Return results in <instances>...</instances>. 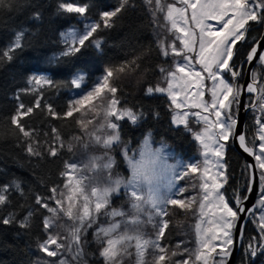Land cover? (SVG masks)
<instances>
[{"label": "snow or ice", "instance_id": "obj_1", "mask_svg": "<svg viewBox=\"0 0 264 264\" xmlns=\"http://www.w3.org/2000/svg\"><path fill=\"white\" fill-rule=\"evenodd\" d=\"M145 3L154 18L163 14V27L174 35L171 42L162 39L158 43L161 55L173 58L169 68L159 69L166 86H148L145 94H166L174 112L171 123L184 126L192 133L201 149L202 160L184 164V171L178 175L177 165L167 164L164 160V149L152 148L151 132L142 142L139 158L130 154L131 149L121 138L120 122L127 120L135 126L144 113L122 106L117 95L119 89L113 83L118 73L132 70L127 62L117 69H105V74L90 90L82 91L78 98L69 100L62 114L56 112L51 104H46V112L53 118L67 119L80 114L75 120L80 130L90 143L101 146L105 151L100 156H90L83 164L64 162V170L60 175L66 178L63 184L66 192L57 186L50 189L51 195L47 198L35 195V205L48 213L43 216L39 225L45 238L37 242V248L45 257L51 258L38 264H70L68 256H71L75 264H88L84 259V246L87 243L85 237L101 216L107 217L108 223L107 226L97 227L94 237L100 245L98 255L103 264H123L126 257L133 255L135 264H191L193 256L202 264H227L234 245L233 229L240 214L248 211L243 207L247 196L242 199L236 194L233 207L221 192L228 179L224 157L230 139L238 141L245 153L254 156L255 165L246 167L261 170L259 204L264 206V85H260L255 71L250 73L252 81L247 85L236 83L243 72L236 64L239 51L237 45L247 42L253 24L264 25V0H176L174 3L168 0H145ZM128 5L129 0H120L119 6L114 10L100 12L98 22L86 24L83 33H67L65 43L71 37V45L60 55L79 53L101 27H113L115 18ZM6 6L5 0H0V7ZM59 10L84 17L89 6L61 2ZM35 18H39V13L35 14ZM23 36V31L15 34L8 49L0 52V60L13 59L12 53L22 47ZM262 39L264 37L253 38L245 53V64L251 65L258 59L264 66V51L260 50ZM91 43L100 49L102 40L93 38ZM209 80L212 81L210 89L205 83ZM84 81V74L78 73L70 83L72 87L81 89ZM27 83L32 87L26 91L34 94L45 85L60 87L47 75L33 74ZM206 90L210 92V100H205ZM245 93L256 94L248 105H243L245 109L250 108L255 113L256 135L253 137L252 147L248 146L243 132H236ZM42 95L40 93L37 96L32 106H26L22 102L17 104L15 113L10 117L11 127L8 131L18 137L30 157L43 159L47 155L55 158L64 147L72 152L73 144L69 142L65 145L57 128L51 129L52 142L45 140L42 144L37 130L22 123L25 117L41 107ZM16 100H20L19 95ZM190 116L202 125L200 131H193L189 127ZM89 126H92L91 130ZM44 135L47 137L48 133ZM72 139L79 142L82 137L74 136ZM121 145L123 161L131 172L127 178L119 173L113 175L117 160L112 152ZM83 147L87 149L89 143H84ZM186 178L192 182L190 186L198 191L196 195L181 198L188 188H177V181ZM249 179L247 191L250 192L254 174ZM10 188L23 195L19 182L0 186V208L9 203L7 193ZM122 190L130 205V213L110 207L112 197L119 196ZM49 200L54 201L55 207L48 203ZM169 206L193 212L194 215L198 211L194 226L197 244L195 250L181 249L180 243L176 249L170 250L162 244L170 223L165 218L169 215ZM34 214L30 209L17 221L15 213H8L0 217V224L18 223L20 228L29 229L32 227ZM117 217L121 219L117 220ZM149 225L153 230L151 235L145 231ZM246 254L250 257L264 256V214L260 217L259 237L250 238Z\"/></svg>", "mask_w": 264, "mask_h": 264}, {"label": "trees", "instance_id": "obj_2", "mask_svg": "<svg viewBox=\"0 0 264 264\" xmlns=\"http://www.w3.org/2000/svg\"><path fill=\"white\" fill-rule=\"evenodd\" d=\"M72 3L89 6L83 17L93 22L99 21V13L114 10L120 0H69ZM8 6L0 7V52L8 49L14 41L15 34L24 32L22 47L17 49L13 59L0 60V186L19 182L23 195L14 188L7 193L9 203L0 208V217L15 213L16 220L22 219L31 209L34 211L32 227L22 229L18 223L0 224V264H35L37 242L45 238L40 227L43 216L48 215L45 209L35 205L34 197L39 194L45 198L51 195L52 187H61L64 177V162L69 161L70 153L60 149L58 157L44 156L43 159L30 157L18 137L8 129L10 117L16 111L19 102L32 106L37 96L42 93L41 107L25 117L22 123L38 132V139L43 144L45 140L52 142L51 129L57 128L64 142L79 135V127L74 115L72 118H53L46 112L45 105L51 104L55 111L63 113L69 102V92L72 90L70 81L77 71L85 69L89 59L96 58L104 69H117L126 62L131 71L118 73L116 84L122 106L142 111L143 118L133 126L125 120L121 123V138L131 149L139 147L144 137L151 132L156 143H166L183 160L188 161L197 154V144L185 128L171 123V109L168 99L160 94L148 96L145 90L148 86L155 87L160 81V68L169 66L168 59L161 55L153 36L154 25L148 8L143 0H129L111 28L99 29L94 33V39L102 40L100 49H94L91 39L81 48L79 53L61 56L65 46L61 41V33L72 26L79 25V15L63 13L59 10L62 0H5ZM39 13V18L35 14ZM263 25H252L247 42H240L236 64L243 72L236 83L242 85L247 64L244 63L245 53L249 50L253 38L260 39ZM55 58V59H54ZM135 61V63H132ZM256 68H254V71ZM262 81L263 72L260 70ZM33 74L50 76L60 87L47 85L32 93L28 89V79ZM91 73L88 72L90 78ZM19 95L20 100H16ZM44 133H48L46 137ZM244 134L248 146L252 147L256 126L253 118L247 115ZM117 170L127 175L122 158L115 154ZM226 164V190L229 197L235 199L236 194L243 199L249 184V175L243 158L229 145L224 157ZM170 222V221H169ZM177 224L170 222L166 230L163 244L173 247L177 243ZM259 237V231L249 221L243 232V243L236 264H261L263 256L250 257L246 254L249 240ZM88 264H103L91 240L88 245Z\"/></svg>", "mask_w": 264, "mask_h": 264}, {"label": "rangeland", "instance_id": "obj_3", "mask_svg": "<svg viewBox=\"0 0 264 264\" xmlns=\"http://www.w3.org/2000/svg\"><path fill=\"white\" fill-rule=\"evenodd\" d=\"M62 2H70V1L69 0H62ZM143 2L146 5V7L148 8V11H149L150 16H151L152 21H153V25H154L153 36L155 38V41L157 42V45H158L159 41L162 40V39H164V40H166L168 42H171L174 39V35L172 33H170L169 31H167L165 27H163V25L165 24V21H164V18H163V14H158V16L156 18H154L153 15H152V12L149 10V6L145 3V0H143ZM168 2L174 3V2H176V0H168ZM91 23H93V21L87 20V19L79 16V25L78 26H72V27L68 28L67 30H65L64 32L61 33L60 37H61L62 43L65 46V50L67 49L68 46L71 45V37L68 38V43L66 44L65 43V35L67 33L71 32V31H76L77 33H83L85 25L86 24H91ZM92 45H93L95 50H97V51L99 50V49H97L95 47V45L93 43H92ZM177 45L179 46V42L178 41H177ZM166 59H168V61H169V66L164 67V68H169L172 65V63H173V58L171 56H169ZM255 68H256L255 72L257 74V79L261 78L259 76L260 75L259 71L261 70L263 72V76H262L263 78H262V81H260V85H264V66H262L260 64V62L257 60ZM197 69H198V66H197ZM88 72L91 73V76H90V78L92 77L91 80L88 77ZM78 73L84 74V76H85L84 85H82L81 89H76V88L73 87L72 90L69 92V100L78 98V94H80L82 91L90 90L91 86L99 78H101L105 74V69L102 66H100V64L97 62L96 58H92V60L89 59L87 61L85 69L81 70V71H77L73 75L72 79ZM37 75H42V74H37ZM118 81H119V75H117V78L113 81V83L116 85L118 83ZM205 83L208 86V88L210 89L211 86H212V81L209 80V81H206ZM157 85L166 86V84H164V77H163L162 74L160 76V81H159V83ZM31 87H32V85L28 84V89H30ZM160 95H163V96H165L167 98L166 94H160ZM255 95H256L255 93H252V94H248L247 93V97H246V100H245V105H248L250 100L254 99ZM210 99H211L210 92L206 90L205 100H210ZM169 103H170V101H169ZM169 106H170V104H169ZM85 107H87V106H85ZM192 111H195V109H193ZM173 114H174V112L171 109V115H173ZM74 115H75L76 118H79V116H80V114H74ZM247 115L250 116L251 118H253V121L255 123V113H253V111L250 108H249V111H247L246 116ZM171 118H172V116H171ZM174 126H176V125H174ZM177 127L185 128L184 126H177ZM189 127L193 131H200L201 128H202V125L198 124L196 122V119L194 117L190 116L189 117ZM91 128H92V126H89V130H91ZM188 133H190L192 135L191 132L188 131ZM78 136L82 137V140L79 141V142H77V141H75L73 139L68 141V142H64L65 145H67L69 142H71L73 144V151L72 152H69L67 150V147L63 148V149H65L66 151H68L70 153V159H69L68 162H75V163H78V164H83V163L87 162V160H88V158L90 156H92V155L100 156V155H102L104 153L105 150L101 146L92 144V143H90L88 141V138L80 130V127H79V135ZM192 137L194 139L193 135H192ZM143 140L141 141L139 147H137L136 149H131L129 144L126 143L128 145V147L131 149L130 154L135 155L136 159L139 158L138 153H139V150H140V147L142 145ZM194 141H195V139H194ZM86 142L89 143V147L87 149H85L83 147V144L86 143ZM165 144L166 143H163V142L156 143L153 140L152 136H151V146H152V148L153 149H157V148H163L164 149V151H163L164 160L166 161L167 164L177 165L176 172H177L178 175H179V173L184 171V164H186L188 162H196V161L202 160V157L200 155L201 149L199 147L198 142H196V144H197V154H196V156L194 158L188 160V161L183 160L180 156H178L176 153H174V151L171 150V148L167 144H166L167 147H164ZM258 144H259V141L257 140L256 141V149H257V151H258ZM229 145H231L233 147L232 139H230L228 141V146ZM228 146H227V148H228ZM122 147H123V145H121L120 148H115L113 150L112 154L114 156H115V154H118L123 160V157H122V154H121V148ZM254 160H255V158H254ZM244 162H245V160H244ZM245 164H246V162H245ZM246 166H247V164H246ZM124 167H125V170L127 172V175L124 176L120 172H118L117 166L113 169V175H116L117 173H119L121 176H123L125 178L130 176L131 172H130V169H128L126 162H124ZM255 169H256V172H257V175H258L259 188H258V194H257L255 208L250 213L248 222L251 221L253 226L259 231L260 217H261L262 214H264V206H261L259 204V200L261 198V184H260V180H259L260 171L261 170L259 168H256V167H255ZM247 172H248V175L250 177V170L248 168H247ZM65 179L66 178L64 177V182H65ZM249 182H250V179H249ZM191 183L192 182L190 180H188L187 178L185 180H178L177 181V188H179V187H187L188 188V191L185 192L183 194V196H181V198L197 194L198 190L197 189H193L190 186ZM248 186H249V184H248ZM60 189L65 191V192L67 191V190L63 189V185L60 187ZM174 191H175V189H174ZM221 192L224 194L225 198L229 201L230 206L235 207V199L233 197H229L228 194H227L226 183L224 184V187L221 189ZM48 203H50L53 207H55L54 201L49 200ZM251 203H252V200H250V202L246 206V208H245L246 210L249 209V207L251 206ZM110 207L114 208V209H117V210H122V211H124L126 213H130V205H129L128 201H127V198L123 195V190H122V192H121V194L119 196H113L112 197ZM168 211H169V215L167 217H165V218L168 219L170 222H176V224H177V228H176V230H177V240L178 241H177L176 244H174L173 247H169V246H167V245H165L163 243L162 244L167 246L170 250L176 249V246H177L178 243L181 244V249L182 248H188L190 250H195L196 247H197V244H196V235H195L194 226H195V223L197 222L198 211H197L196 215H194L193 212H185L184 210H181L178 207H173V206H169ZM246 212L242 215V217L246 214ZM116 219L120 220L121 217H117ZM107 223H108V218L104 217V216H101L99 218V221L97 222V224L94 225L93 228L88 230V232L86 234V237H85L87 243L84 246L85 247V253H86L84 259L87 260V262H88V253L87 252H88L89 241L91 240V244H93V246L95 247V249L97 251H99V248H100V245L96 242L95 237H94L95 229L97 227H100V226H107ZM237 230H239V227L237 228ZM145 231L149 235H151L153 233V230H152L150 225L145 229ZM233 233H234V229H233ZM242 243H243V240H242ZM131 251L134 252V249H131ZM235 251L236 250H234V252H233V254L231 256V261H230L229 264H233V259L235 257ZM35 257H36L35 258V264H38V262L43 261L45 259H51V258L45 257L43 253L38 251V249L35 251ZM67 258H68L70 264H75V262L72 261L71 256H68ZM183 258L184 257H177V259H183ZM263 260H264V256H263ZM123 264H135V255H133L131 257H126L124 259ZM191 264H202V262L196 261L194 256H193ZM261 264H264V263H261Z\"/></svg>", "mask_w": 264, "mask_h": 264}, {"label": "water", "instance_id": "obj_4", "mask_svg": "<svg viewBox=\"0 0 264 264\" xmlns=\"http://www.w3.org/2000/svg\"><path fill=\"white\" fill-rule=\"evenodd\" d=\"M262 37H264V25H263V31H262V35H261L260 39ZM260 50L261 51L264 50V39L261 40ZM257 60H254L251 63V65L247 64L246 72H245V75H244V78H243L242 85H247V83L252 81V77H251L250 73L252 71H254V68H255ZM255 96H254V99H255ZM246 97H247V93H245L244 96L242 97V107H241V110L239 112V117H238L239 124H238V126L236 128V132L237 133H241V132L244 133V126H245L246 117H247L246 114H247V111H249V109H245L243 107V105H245ZM232 144H233L234 150L243 158V160H245L247 165H250V164L251 165H255L254 156H250L247 153H245L243 151V149L239 146L238 141H235V140L232 139ZM249 170H250V175L254 174L255 179L253 181H251V185H252L251 191L250 192L249 191L246 192L247 199L243 201V204L248 199H249L248 203L250 202V200H252V203H251V206L249 207L248 211L246 212V214L243 217H242V215L245 212L240 214V219L237 222L236 227L234 228V233H233L234 245H233V248H232V254H233L234 250H236V251H235V257L233 259V264H236V259H237L238 255H239V252H240V249H241V245H242L243 232H244V229H245V227H246V225L248 223V219H249L250 213L255 208L257 194H258L259 185H258V175H257L256 169H255V167H253L252 169H249ZM248 203H246L245 208L248 205ZM238 227H239V230H237ZM232 254H231V256H232ZM231 256L227 258V264L230 263Z\"/></svg>", "mask_w": 264, "mask_h": 264}, {"label": "bare ground", "instance_id": "obj_5", "mask_svg": "<svg viewBox=\"0 0 264 264\" xmlns=\"http://www.w3.org/2000/svg\"><path fill=\"white\" fill-rule=\"evenodd\" d=\"M249 199L243 204V207L245 208L246 203H248Z\"/></svg>", "mask_w": 264, "mask_h": 264}]
</instances>
